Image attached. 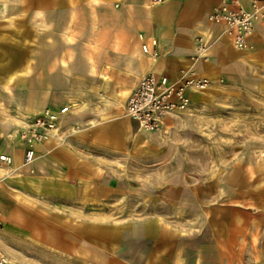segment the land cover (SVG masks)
<instances>
[{"label": "rangeland", "instance_id": "rangeland-1", "mask_svg": "<svg viewBox=\"0 0 264 264\" xmlns=\"http://www.w3.org/2000/svg\"><path fill=\"white\" fill-rule=\"evenodd\" d=\"M23 2L0 0V151L12 159L0 164V182L35 214L32 221L6 220L0 256L8 264H264V32L237 55L207 20L200 29L208 35L196 34L206 56L193 48L184 68L214 81L193 93L185 112L148 132L131 119L127 128L124 87L107 96V80L97 89L77 84L88 52L98 65L97 18L76 16L64 36L65 24L51 22L47 7L34 12ZM157 45L151 38L142 46ZM23 56L26 68L17 64ZM71 89L80 99L67 97ZM43 102L78 107L38 144L51 141L50 152L36 144L33 162L23 165L26 142L19 136L38 115L32 103ZM73 163L83 167L67 166ZM75 170L84 180L72 182L70 197L38 194L24 202L17 192L54 175L73 179ZM28 223L35 224L23 235L18 225ZM49 224L52 230H44Z\"/></svg>", "mask_w": 264, "mask_h": 264}, {"label": "crops", "instance_id": "crops-1", "mask_svg": "<svg viewBox=\"0 0 264 264\" xmlns=\"http://www.w3.org/2000/svg\"><path fill=\"white\" fill-rule=\"evenodd\" d=\"M1 1L4 3V0ZM23 1L25 6V0ZM28 1L27 6H31L34 12L37 8L47 7V14L51 22L54 21L61 25L65 24L63 29L64 36H68L73 19L76 18V16L81 18L80 20L87 22H91L93 17L97 18V25H92V30H97V34L93 38L102 40V49L96 60L98 65L96 67L93 66L95 61L93 56H95V53L93 55V53L88 52V57H91L92 63H88L87 57L85 66L83 65L84 67L80 68V80L76 81L80 86L94 84L97 89L107 80L109 82L107 96L111 95L110 90L118 87H124L128 96L139 78L150 72L157 75H165L170 80L176 81L181 70L185 69L184 67L188 62L187 57L192 53L193 48L195 52L199 54L200 58L205 57L206 55L203 51L193 45V41L194 38H200L196 36L198 33L200 35H208L206 32L201 31L200 27L207 25V16L219 3V0H163L161 4H153L152 0H92V2L91 0ZM72 12L74 15L73 19H71ZM214 27L216 32H220L219 38L223 41L224 47L231 53L232 45L221 30L222 26L215 25ZM261 32H264V27L256 25L253 31V34L256 33V39H258V35H260ZM151 38H155L158 44L155 47V52H157L158 57L154 59L144 54L142 51V45H149ZM235 52L239 55L236 50ZM21 54V52H18V56ZM61 59L62 58L59 59V63ZM65 60L66 65L63 66L60 63L64 68L67 67V59ZM109 60L115 63L113 67L107 65V61L109 62ZM27 62L28 61L23 56L17 61V64L22 65L25 63L24 68H26ZM65 73L67 75V72ZM66 75L65 81L67 82L64 84L66 86H71L72 80ZM103 75L107 78L106 80L103 78ZM202 77L206 76L203 75ZM206 78L214 81L212 78ZM10 80L11 79H9L8 82ZM8 82L6 85L9 84ZM74 92L75 91L71 89L67 93V97L72 98L71 101H75V98L78 97L73 95ZM193 97L194 94L191 93V101ZM78 99L80 98L78 97ZM32 104L33 110H35V113L38 115L45 108H49L53 111H59L63 108H54L52 105L45 106L44 102ZM69 107L74 109L78 107V105L74 104ZM70 113L71 110H69L64 117L68 116ZM167 120H169V118ZM131 124V120L127 118V128H130ZM60 128L61 126L58 130L56 129L55 132L59 131ZM51 147V141L50 144L39 146V148L48 152H50ZM13 151L14 153H18V151ZM20 158L21 159L18 160L22 161L23 154ZM67 166L78 168L83 167V164L73 163ZM75 171V177L66 180L67 182H59L56 175H54L43 181H29L23 187L19 186L17 192L26 196L24 200L21 198L24 202H27L28 199L32 200L33 196L38 194H44L48 198L57 195L70 197L73 193V186H71V184H73L72 182H82L84 180L82 172H79V170ZM7 176H11L10 173L7 174ZM0 186V189H2L0 194V212L4 219L2 230H7L5 226L6 220L12 221L14 219L13 217L16 215L18 219H22L23 221H25L26 218L31 220V216L35 214L32 208L23 203L14 201L9 195L10 192L6 194L8 190L6 189L7 191H4L5 187L1 182ZM32 220L34 219L32 218ZM34 224L28 223V228H21V226L18 225L17 229L22 231L23 235L28 234L26 232H31V227L34 226ZM49 226L50 224L47 226L48 228H42V230L47 229L51 231V226ZM51 241L52 240L49 242ZM54 243L55 245L57 244L55 240ZM29 246L36 245L29 244ZM51 246V244H48L40 247L49 248ZM1 250L4 251L3 249ZM21 258L18 259L20 260ZM19 260L16 261L20 262Z\"/></svg>", "mask_w": 264, "mask_h": 264}, {"label": "built area", "instance_id": "built-area-1", "mask_svg": "<svg viewBox=\"0 0 264 264\" xmlns=\"http://www.w3.org/2000/svg\"><path fill=\"white\" fill-rule=\"evenodd\" d=\"M163 0H152L153 4H161ZM208 21L223 28L224 34L230 39L233 48L243 50L250 46V38L256 25L264 27V0H219L218 5L208 15ZM196 47L204 52L201 38ZM144 54L156 58L155 48L149 50L143 46ZM197 56L199 54L196 53ZM210 81L194 72L191 68L181 70L176 81L165 75L153 72L143 75L131 90L124 104L125 115L137 123L144 131L159 130L166 119L185 112L190 104L192 91H202ZM65 106L59 111L44 109L37 115L29 129L21 132L19 138L26 142L23 165L34 160L33 146L45 140L59 125V119L69 112ZM12 159L0 153V164L9 166ZM4 219L0 212V228ZM9 262L0 256V264Z\"/></svg>", "mask_w": 264, "mask_h": 264}, {"label": "bare ground", "instance_id": "bare-ground-1", "mask_svg": "<svg viewBox=\"0 0 264 264\" xmlns=\"http://www.w3.org/2000/svg\"><path fill=\"white\" fill-rule=\"evenodd\" d=\"M73 17H74V15H73V12L71 13V19H73ZM228 38V37H227ZM229 39V38H228ZM229 42H230V39H229ZM231 43V42H230ZM232 45V44H231ZM251 45V44H250ZM233 47V46H232ZM143 48V47H142ZM234 50H236V51H247V50H249V47L248 48H246V49H243V50H237V49H235L234 48ZM93 53V52H92ZM71 54V53H70ZM88 63H92V59H91V57L89 56L88 57ZM60 63L64 66V65H66V60L65 59H61L60 60ZM94 66V65H93ZM92 68V67H91ZM92 71V70H91ZM96 73V72H95ZM103 78L106 80L107 78L103 75ZM196 92H201L200 90H195V91H192L191 93H196ZM9 97H8V99L16 106V108L19 110V114H21V115H23V114H25V110H24V108L22 107V105H21V103L19 102V100H18V98H16V96H13V95H11V93H9ZM128 117V116H127ZM167 120V119H166ZM166 120H165V122H166ZM165 122H164V124H165ZM140 130H143V129H140ZM144 131V130H143ZM21 132V131H20ZM20 132H19V134H20ZM158 132V131H157ZM47 138V137H46ZM45 138V139H46ZM38 145V144H37Z\"/></svg>", "mask_w": 264, "mask_h": 264}]
</instances>
